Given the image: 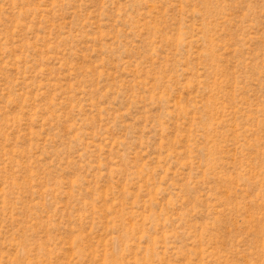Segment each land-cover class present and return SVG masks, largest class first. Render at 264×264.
Returning a JSON list of instances; mask_svg holds the SVG:
<instances>
[{"label": "rangeland", "instance_id": "374dc122", "mask_svg": "<svg viewBox=\"0 0 264 264\" xmlns=\"http://www.w3.org/2000/svg\"><path fill=\"white\" fill-rule=\"evenodd\" d=\"M0 264H264V0H0Z\"/></svg>", "mask_w": 264, "mask_h": 264}]
</instances>
